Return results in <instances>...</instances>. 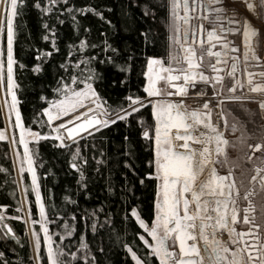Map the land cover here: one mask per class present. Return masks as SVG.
Returning <instances> with one entry per match:
<instances>
[{
	"label": "snow or ice",
	"instance_id": "obj_1",
	"mask_svg": "<svg viewBox=\"0 0 264 264\" xmlns=\"http://www.w3.org/2000/svg\"><path fill=\"white\" fill-rule=\"evenodd\" d=\"M23 3L24 0H0V11L4 13L0 17V32L6 29L7 38L6 65L0 59V82H3L6 67V90L11 95V104L8 108L9 112L15 110L16 124L21 129L19 142L24 146L20 171L24 170L23 164L26 161L28 171L32 173V185L36 189V202L40 206L41 219L33 223H40L42 226L44 239L48 243V264H73L74 260L76 264H80L81 260L84 264H95V256L88 251V244L83 238L76 251H72L70 246L54 247L49 234L50 230L47 227L45 205L39 191L36 170L33 166V155L26 139L27 134L33 140L39 141L42 134L25 128L21 124V114L17 108L18 101L14 91L17 86L14 80V65L17 64L13 51L17 29L14 18L20 14L18 4ZM58 4L60 0H48V4L42 7L41 0H36L35 7L41 9L42 12H52L53 6ZM169 8V48L175 45L178 50L175 54L169 51L167 63L162 57L147 58V70L143 72V76L147 78V83L143 85L147 96L129 94L126 97V105L118 106L115 110L105 107L106 102L89 82L92 79H101L102 76L95 67H86L85 71L89 73L87 77L69 74L71 84L64 83L55 89L61 94V98L43 109L47 115L46 123L53 129L55 139L60 142L61 146L80 139L81 133L91 135L89 129L92 132H98L101 128L115 124L116 121L129 124L138 122L142 130L141 135L148 141V146L153 148L154 143L153 153L147 160L148 170L145 173L157 181L155 213L151 224L149 225L141 218L137 208H131V215L151 237L150 242L145 235L139 236L149 251L142 259L136 251L127 244L125 245L135 260V264H148L150 256L158 259V264H264V232L261 231V224L256 222V205L250 198L257 195L255 186L243 194L248 204L243 209L242 222L248 224L249 227L246 230L237 231L235 225L241 222L240 208L236 199L239 196V188L231 171L220 175L214 166L219 156H224L225 163L228 159L226 148L230 142L225 136V130L228 129L229 121L223 110V101L256 102L260 112L264 113V70L248 71L249 65H247V61L253 60L256 64L252 67L264 69V56L258 55L256 51L257 41L264 38V0H258V2L257 0H170ZM59 10L69 13L77 29L79 22L76 19V13L91 12L105 19L102 12L90 6L78 8L68 6L65 2L60 4ZM55 19L60 24L65 22L59 15ZM193 20H198L200 23L194 25ZM203 21H209L212 26L206 29ZM108 23L110 24L111 21ZM45 27L52 33V36L45 35L43 39H51L55 48L56 25L52 24L48 27L46 24ZM85 31L87 32L88 29L86 28ZM232 33L242 34L246 80L235 75L241 57L236 54L239 49L225 35ZM217 43L222 44L223 48L213 51ZM78 44V48L76 44H73L71 48L83 52L84 49L97 47L86 39H79ZM205 44L208 45L207 54L217 58L215 63L209 64L212 70L211 76L199 70L202 68L204 56L203 53L197 54L196 46L203 48ZM101 52H110L111 55H105L103 59H99L95 54L85 56L83 63L90 66L95 61L98 64L121 68V71L125 70L123 66L116 63L121 59L119 49L107 40L103 41ZM2 55L3 52H0V56ZM50 55L51 52H38L37 59L42 60ZM68 55H73L71 49ZM221 57L225 59L221 60ZM229 57L231 67L226 74L233 80L231 86L227 88L230 94L225 95L224 76L221 75L222 69L218 65L221 63L227 65ZM80 63L81 61L77 60L75 66L78 68ZM20 67L23 68L24 65L20 64ZM61 67L71 68L72 63L66 61ZM34 71H41L40 63L35 64ZM181 80V83H177ZM198 82L211 84L213 86L211 97H215L220 103L209 98L204 99L202 103L198 102L197 107L190 108L183 97L189 96L188 89L195 88ZM80 83H83V87L79 86ZM217 85L220 87L219 91L216 90ZM245 88L249 93L260 95H244L243 92L236 94L238 89ZM191 95L202 98L207 94L202 89H197ZM149 97L154 99H149ZM173 97L176 98L173 99ZM85 101L88 102L87 105ZM146 105L151 107L152 121H146L141 112ZM241 107L246 108V105H241ZM213 109H218L215 122L212 119ZM61 117L68 118L53 125V121ZM238 120L239 118L236 117L232 122L231 131L233 133L239 130ZM43 135L47 137L50 133ZM243 136L244 132H241V137ZM3 139H5V134L0 131V140ZM248 147L259 150L264 148V143L249 144ZM213 153L216 154V160L213 159ZM72 155L74 162L71 167L80 171L83 176L84 170L77 159L80 156V148L77 147ZM247 159L251 160L252 155H249ZM83 163L87 164V159H84ZM206 167L210 169L209 175L207 179L201 180ZM250 180L253 185H259V190L264 191V167L256 166L255 174ZM140 182H144L143 178ZM233 192L236 193L235 197ZM3 220L4 217L0 216V226L6 229L5 236L12 234L13 229L3 224ZM93 228L95 229V225ZM223 231L228 232L229 241L235 247H229L220 239L218 233ZM64 235H72L68 225H65ZM31 236L34 259L39 260L41 243L39 233L33 230ZM63 238L64 236L60 237L61 240ZM200 241H203L202 247ZM79 249L85 251L77 259ZM240 253L245 254L246 260ZM3 255L0 252V257ZM65 256L70 259L65 260Z\"/></svg>",
	"mask_w": 264,
	"mask_h": 264
},
{
	"label": "trees",
	"instance_id": "obj_2",
	"mask_svg": "<svg viewBox=\"0 0 264 264\" xmlns=\"http://www.w3.org/2000/svg\"><path fill=\"white\" fill-rule=\"evenodd\" d=\"M35 2L24 0L23 4H18L20 14L14 18L17 25L13 41L17 61L14 65V80L25 128L41 132V136L44 133L51 135L52 128L46 123L43 109L61 98L55 89L64 83L71 84L69 74L87 77L89 73L85 71L86 67H95L102 76L89 82L106 102L105 107L115 110L118 106L126 105L129 94L147 96L143 90V85L147 83V78L143 76L147 70V58L158 56L167 63L168 53L172 51L169 48L170 0H60V4L66 2L68 6L78 8L90 6L103 13L105 19L91 12L76 13L78 29L69 13L59 10L60 4L53 6L52 12H42L35 7ZM47 4L48 0H41L42 7ZM57 15L65 21L63 24L56 21ZM46 24L48 27L56 25L55 48L51 39H43L45 35L52 36ZM79 39H86L97 47L84 49L83 52L71 48L73 44L79 47ZM104 40L119 49L121 59L116 63L123 66L124 71L95 61L90 66L83 63L85 56L95 54L103 59L105 55H111L110 52H101ZM70 49L72 56L68 55ZM0 52H3L0 59L6 65V29L1 34ZM38 52H51V55L38 60ZM77 60L81 61L78 68L75 66ZM66 61L72 63L71 68L61 67ZM37 63L41 64L39 72L34 71ZM20 64L24 67L21 68ZM4 72L5 90L6 67ZM79 86L83 87V83ZM244 102L240 104H246ZM227 104L223 103V110L229 121L231 112L225 109ZM141 112L146 121L153 120L150 106L146 105ZM4 127L0 98V130ZM141 131L138 122L129 124L116 121L70 145L61 146L57 140L48 138L31 144L54 247L70 246L72 251H76L83 238L88 244V251L95 256V264H135L126 244L144 258L149 251L139 239L140 235H144V229L131 215V208H137L141 218L151 224L155 213L157 181L145 175L154 143L153 148H150ZM240 138L230 143L237 152L244 147ZM77 147L80 148L77 159L84 170L83 176L71 167L74 162L72 154ZM84 159H87V164L83 163ZM141 178L143 183L140 182ZM22 180L32 229L39 233L41 240L39 264H48L40 225L33 223L39 221V212L26 173ZM21 206L10 144L0 140V212L5 209L7 220L3 224L13 229V235L5 236L6 229L0 226V252L4 254L0 257V264H35L27 224L19 213ZM65 225L72 231L71 236L64 235ZM61 236H64L62 240ZM84 251L79 249L77 259ZM64 259L70 258L65 256ZM73 264H76L75 260ZM80 264L84 262L81 260ZM148 264H158V259L150 256Z\"/></svg>",
	"mask_w": 264,
	"mask_h": 264
},
{
	"label": "rangeland",
	"instance_id": "obj_3",
	"mask_svg": "<svg viewBox=\"0 0 264 264\" xmlns=\"http://www.w3.org/2000/svg\"><path fill=\"white\" fill-rule=\"evenodd\" d=\"M258 2V0H257ZM4 15L3 11H0V17H2ZM200 23V21L198 20H193L192 24H198ZM205 28H210L212 25L209 23V21H203ZM226 23V21L224 22ZM1 34L2 32H0V39H1ZM228 37V40L234 42L235 45H238V49L239 52L236 53L238 55H240V61L238 63V70L236 72V77L245 80V76H244V69H245V61L243 60V38H242V34L241 33H234V35L232 34H225ZM232 36V37H231ZM235 37V39L233 38ZM262 41L263 38H261L259 40L260 42V49L257 51L258 55L262 56V52H263V47H262ZM233 44V43H232ZM204 48H207L206 45L204 46ZM223 48L222 46H219V48H217L216 50L213 51H217V50H221ZM178 50L177 46H175V51L174 48L172 49L173 53H175ZM206 50H202L203 53H205ZM207 52V51H206ZM216 57L215 56H205V66L203 65L202 70L203 72H205L206 74H208L209 76L212 75V70L209 68V64L211 63H215L216 61ZM225 59L224 57H221V60ZM229 60V63L227 65L221 63L220 65H218V67L223 68V72L221 71V75L224 76V80H223V86L225 85V87L223 88L224 94L228 95L230 93L227 92V88L230 87V85H228L229 83H231V81L233 80V78L231 76H228L226 73L228 71V69L231 67V60L230 57L227 58ZM254 65L256 64V61H253ZM247 63H250V61H247ZM248 65V64H247ZM254 68V67H253ZM238 72L242 73V76L239 77L238 76ZM197 84H203V85H208L211 89H213V86L211 84H204L202 82H198ZM6 89H7V85H6ZM4 90V86H3V82H0V98H1V105H2V111H3V116H4V121H5V127L4 129L0 130L3 131L5 134V139H3L4 141H8L10 144V148H11V154H12V158L14 161V165H15V170H16V176H17V181H18V185H19V190H20V194H21V202H22V206L21 209L23 210H19V213L22 214V218L23 220L26 222L27 224V228H28V232L30 235V240L32 243V250H33V238L31 236V233L33 231L32 229V223L30 221L29 218V211H28V205H27V200H26V195H25V190H24V186H23V180H22V176L24 173H26L30 179L31 182V190L34 194L35 200H36V189L33 187L32 185V173L30 171H28V166L26 161L23 164V171H20L21 168V161L23 159V151H24V146L23 144H21L20 141V133H21V129L19 126H17L16 124V116H15V110L9 112V108L8 106L11 104V95L7 92V90ZM217 91L220 90L219 85H217L216 88ZM14 91L16 92V87L14 88ZM241 92H243L244 95H246V90H239L237 91L236 94H241ZM17 96V95H16ZM211 98L213 101H215L216 103H220V101L216 100L215 97H209ZM206 98V99H209ZM18 101V99H17ZM97 103H99L97 101ZM246 103V101L244 102ZM88 102L85 101V105H87ZM241 105H246V108H242ZM239 107L233 106V104L229 103L227 104V107L225 108L226 110H228L229 112H231V119H229L230 121V126L228 127L227 130H225V136L227 137V139L229 140V142L231 143L232 141H236L237 138L241 137V132H244V136L240 138V143L244 146L241 151L237 152L236 148L232 145L229 144V147L227 146L226 151H227V163L224 162V156H219L218 157V162H215L214 166L217 169L218 174L220 175H225L227 174L229 171H231L233 173V176L236 180V184L237 187L240 188L239 189V196L236 197L237 199V205L240 208V212H239V216L241 217V207L243 204H245V198H244V192L247 191L249 188H252L255 186L256 190H257V195L259 197L260 194H258V187L257 184L253 185V183L251 182L250 178L252 175L255 174V167L256 165H258V163L260 164V158H261V154L259 155L258 153H256L254 156H256L255 161L253 160V158L251 160L247 159V157L249 155H251L253 153V149L249 148L248 145L249 144H255L257 142H263L264 141V118L261 117V115L258 112V108H256L257 103H253L252 105L250 104H240L237 105ZM190 108H195V106L189 105ZM197 107V106H196ZM17 108L19 110V103H17ZM218 111V109H213V121H216V112ZM254 115H253V114ZM71 115V114H69ZM46 118L47 115L45 114ZM238 117V124H239V130L235 133H233L231 131V125L232 122L234 120V118ZM68 117H61L59 120L57 121H53V125L62 122L63 120L67 119ZM21 124L24 126L23 121L21 119ZM246 129V130H245ZM247 135V136H245ZM87 136V135H86ZM85 136V137H86ZM47 137H52L55 138V134L53 132L52 129V134L47 136ZM45 136H41L42 138H47ZM84 138V137H83ZM26 139L28 140L29 143V148L31 151V144L33 142H35V140H33L31 138L30 135L26 134ZM242 139V140H241ZM59 142V141H58ZM60 143V142H59ZM264 143V142H263ZM253 156V157H254ZM214 160H216V154L214 153ZM234 165V167H233ZM33 166L35 167V162H34V158H33ZM36 170V167H35ZM36 175H37V171H36ZM37 182L39 184V179H38V175H37ZM39 191H40V187H39ZM41 193V192H40ZM233 196H236V193L233 192ZM257 198V197H256ZM42 199V196H41ZM43 202V199H42ZM44 203V202H43ZM37 204V208H38V212H39V204L36 202ZM263 206V212H264V205ZM4 210L2 209V211L0 212V216L4 217L3 222H5L7 220L6 215L4 214ZM46 210V209H45ZM47 217V216H46ZM41 217H40V213H39V221H40ZM40 225V230H41V234L43 237V243L45 246V250L47 253V248H48V243L47 241L44 239V233L42 231V226ZM48 227V224H47ZM235 227L240 230H246L249 226L248 224H241V222ZM50 234V233H49ZM144 235L147 239H149V241L151 242V237L147 235V233L144 230ZM219 236H223L225 237L224 242L228 244L229 247H235L234 245H232L229 241V234L227 231H223L222 233H218ZM235 235V234H233ZM201 247L203 246V241L201 242ZM34 254V251H33ZM35 255V254H34ZM241 256H244L245 260H246V256L244 253H240ZM35 264H39V260L35 259Z\"/></svg>",
	"mask_w": 264,
	"mask_h": 264
},
{
	"label": "flooded vegetation",
	"instance_id": "obj_4",
	"mask_svg": "<svg viewBox=\"0 0 264 264\" xmlns=\"http://www.w3.org/2000/svg\"><path fill=\"white\" fill-rule=\"evenodd\" d=\"M205 45H206V47H208L207 44H205ZM219 46H222V44L219 43V45L214 50H216L217 48H219ZM202 49L206 50L207 48H204L203 47ZM224 87H225V85H224ZM263 142H261V143H263ZM256 153H258L259 155L260 154L262 155L261 158H260V162L261 163L260 164L258 163V165H256V166L264 167V148H262L261 151L256 152ZM253 156H252V158L255 161V159H257V158H255L256 156H254V157ZM257 187H258V194H260L259 197H258V195H255V196H252L250 198L252 199L253 203L256 205V222L261 224V231L264 232V212H263V206H262V204L264 205V191L259 190V185L258 184H257ZM247 204H248V201L245 199V204H243L242 206H240L242 208L241 209V212H242V214H241V224L243 223L242 222V217L244 215L243 209H244L245 206H247ZM239 223L240 222H237L236 223V226ZM243 224L246 225V223H243ZM238 231H240V229H238Z\"/></svg>",
	"mask_w": 264,
	"mask_h": 264
},
{
	"label": "water",
	"instance_id": "obj_5",
	"mask_svg": "<svg viewBox=\"0 0 264 264\" xmlns=\"http://www.w3.org/2000/svg\"><path fill=\"white\" fill-rule=\"evenodd\" d=\"M205 39H206V33H205ZM219 45V43H217L216 44V47ZM205 46V45H204ZM197 47V54L198 55H200L201 53H203L202 52V50H204V49H202V48H200V46L199 45H197L196 46ZM215 47V48H216ZM214 48V49H215ZM213 49V50H214ZM203 56H204V59H203V64H202V68H203V65L205 66V56H209L208 54H207V52L205 51V53H203ZM211 57V56H210ZM201 68V69H202ZM222 69V72H223V68H221ZM199 71V70H198ZM260 70H254V71H252V72H259ZM236 75V74H235ZM238 76L239 77H241L242 76V73H240V72H238ZM244 76H245V80H246V74H245V72H244ZM182 82V80L181 81H177V83H181ZM191 87L188 89V91H189V96H186V97H183V99L185 100V102H186V104H188V102H187V100H190V99H192V98H194V96H192L191 95ZM171 91H175L174 89H170ZM252 94H257V93H252ZM173 98H176V97H173ZM236 102H243V101H227V100H225V101H223V103H236ZM89 132H91L92 133V130L91 129H89ZM86 135L85 134H83V133H81V135H80V139L81 138H83V137H85ZM48 139H55V138H52V137H47ZM56 140V139H55ZM79 140V139H78ZM77 141V140H76ZM76 141H73V142H68L67 143V145H70V144H72V143H74V142H76ZM262 149V148H261ZM261 149H259V150H253L254 151V154L256 153V152H259V151H261ZM253 153L251 154L252 156L254 155ZM8 226V225H7ZM9 227V226H8ZM11 235H13V233L11 234ZM178 250V249H177Z\"/></svg>",
	"mask_w": 264,
	"mask_h": 264
},
{
	"label": "bare ground",
	"instance_id": "obj_6",
	"mask_svg": "<svg viewBox=\"0 0 264 264\" xmlns=\"http://www.w3.org/2000/svg\"><path fill=\"white\" fill-rule=\"evenodd\" d=\"M197 89H202L207 95L202 97V98H198V97H194L190 100H187L188 105H192V106H198V102L202 103V101L206 98L211 97V91L212 89L208 86V85H203V84H197V86L195 88L191 89V94L195 93L197 91ZM213 159H214V153H213ZM209 167L205 168L204 174L201 176V180L203 179H207L208 175H209ZM220 239H222L224 241L225 237L223 236H219ZM202 242V241H201Z\"/></svg>",
	"mask_w": 264,
	"mask_h": 264
},
{
	"label": "crops",
	"instance_id": "obj_7",
	"mask_svg": "<svg viewBox=\"0 0 264 264\" xmlns=\"http://www.w3.org/2000/svg\"><path fill=\"white\" fill-rule=\"evenodd\" d=\"M232 35H234V33H232ZM229 36H227V38H228ZM232 37V36H231ZM234 39H235V37H233ZM233 43V45H235L234 44V42H232ZM260 42L259 41H257V43H256V51H258L259 49H260ZM237 48H238V45H235ZM262 47H263V49H264V38H263V41H262ZM174 48V51H175V45H173L172 46V49ZM222 50V49H221ZM173 52V51H172ZM258 53V52H257ZM263 54H262V56H264V50H263V52H262ZM173 54H175V53H173ZM250 61V63H247L248 65H249V67H248V71H254V70H264V69H262V68H256V67H252V65H254V62H253V60H249ZM231 83H232V81H231ZM231 83H229L228 85H230L231 86ZM245 90H246V95H251V96H259L260 94H252V93H249V92H247V88H245ZM237 95H239V94H237ZM149 99H154V98H152V97H149ZM173 99H175V98H173ZM240 103L241 102H236V103H232L233 104V106H236V107H239V106H237V105H240ZM253 103H256V102H252V101H247L246 102V104H250V105H252ZM256 108H258V106H256ZM258 110V112H259V114L261 115V117H264V113H261L260 112V110L259 109H257Z\"/></svg>",
	"mask_w": 264,
	"mask_h": 264
}]
</instances>
